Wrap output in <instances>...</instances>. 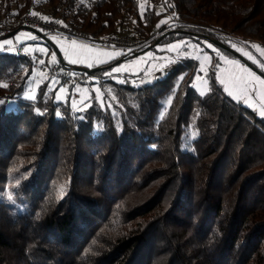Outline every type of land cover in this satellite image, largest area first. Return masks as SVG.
Here are the masks:
<instances>
[{
    "label": "trees",
    "instance_id": "trees-1",
    "mask_svg": "<svg viewBox=\"0 0 264 264\" xmlns=\"http://www.w3.org/2000/svg\"><path fill=\"white\" fill-rule=\"evenodd\" d=\"M147 1L161 8L0 0V40L36 13L89 42L136 41L115 65L88 70L79 86L96 83L102 100L91 92L78 106L79 86L58 98V78L23 96L33 53L48 65L52 49L0 47L10 49L0 50V264H264V118L224 91L214 58L199 93L198 61L159 48L208 38L224 51L234 40L264 49V0ZM147 49L156 64L113 72Z\"/></svg>",
    "mask_w": 264,
    "mask_h": 264
},
{
    "label": "rangeland",
    "instance_id": "rangeland-1",
    "mask_svg": "<svg viewBox=\"0 0 264 264\" xmlns=\"http://www.w3.org/2000/svg\"><path fill=\"white\" fill-rule=\"evenodd\" d=\"M139 4L141 10H143L147 5L150 7L155 6L157 10L161 8V6L150 3L147 0H139ZM30 34L31 33L29 32V29L21 28L14 34V36L3 38L2 43L5 44L4 42L7 41V45H9L12 42H18L20 40L27 41ZM41 34L45 35L43 33ZM229 43L231 45L230 47L222 45L224 48H228L229 51H224L217 47L213 42L209 41L208 38H204L198 43L191 40H183L182 42L179 41L177 44L171 43L168 46H160L159 48L167 49L175 56H189L195 58L198 61V69L193 79L192 85L199 93H204L207 90V78L205 74L207 68L212 63V58H214V60H216L215 77L219 83L220 79L227 80L233 75L242 76L244 79L251 82L248 87L247 95L233 90L234 94L230 96L231 99L250 107L258 114L260 112H264V84L260 83V81H264L263 47L254 42L242 43L234 40L233 43ZM209 45H211V47H209ZM44 47L45 48L42 49L39 47L35 48L43 53H47L48 51H51V49L54 50L53 47ZM245 52L249 53L252 56V59H249L248 56L244 54ZM155 56L156 55L153 54L152 50L147 49L144 54L131 57L129 60L121 61L120 65H117L116 68H119L120 70H127L129 72H138L139 70L144 69L147 60H149L147 64L154 65L155 62L153 61L154 59L152 60V58ZM167 57L169 58L170 56ZM242 68L247 69V72H241L240 70ZM249 73L251 75H249ZM45 79L49 80L50 86H55L57 83V78L50 74L49 71L44 69L34 70L31 75V81L27 89L24 91L23 96L33 98L36 94L38 84ZM222 87L224 89V85H222ZM78 88L79 92L77 89L74 90L75 92L77 91L76 93L79 95L76 99L72 100L74 105L78 106L83 100L89 98L91 92L95 93L98 100H102V90L96 83L79 86ZM59 92L60 93H57L58 98H65L66 93L63 91ZM237 96H243V99L238 100ZM245 101H247V104ZM193 136L194 131L189 129L186 134V139L190 140Z\"/></svg>",
    "mask_w": 264,
    "mask_h": 264
},
{
    "label": "built area",
    "instance_id": "built-area-1",
    "mask_svg": "<svg viewBox=\"0 0 264 264\" xmlns=\"http://www.w3.org/2000/svg\"><path fill=\"white\" fill-rule=\"evenodd\" d=\"M169 20L172 19L170 18ZM19 28L35 29L45 35L49 33H58L66 37L72 36L71 38L87 40V36L84 34H76L72 29L63 24H60L49 18L45 19L44 17L38 15H32V13H29L22 18ZM6 33L7 29L0 23V38L4 37ZM99 44H101L102 46H118L126 48V50L128 51L127 54L129 55L134 53L131 48L136 44V41L110 35L103 37ZM44 60L45 56L43 54L37 52L33 53L35 70L44 69L49 71L50 74L61 81V86L64 87V89L68 87L75 88L81 84L86 83L90 79L88 70L85 68L65 66L62 60L57 59L47 65L44 63ZM71 97L73 99H76L78 97V94L75 91H72Z\"/></svg>",
    "mask_w": 264,
    "mask_h": 264
},
{
    "label": "crops",
    "instance_id": "crops-1",
    "mask_svg": "<svg viewBox=\"0 0 264 264\" xmlns=\"http://www.w3.org/2000/svg\"><path fill=\"white\" fill-rule=\"evenodd\" d=\"M29 32L31 34L28 36L27 41H30V43L27 44L26 46L29 50L37 49L35 47H39L40 49H42L45 48L44 46L48 48L47 44H49L54 48V50H52L53 52L51 53L52 60H56V59L62 60L65 64L69 66L82 67L87 70H91L94 66L98 64L107 63L114 58H118L112 64L115 65L116 62L125 58L123 52L127 51L118 46H102L99 43L89 42L87 40L79 39V38L66 37L58 33H49L48 35H46L47 40L45 41L47 42V44H44L43 42H41V40L44 41V37L37 34V32H35L34 30L29 29ZM72 40H76L77 44H87L88 47L92 49L91 53L87 54V58L83 56H75V55L71 56V59H76L78 61L75 64L71 63L69 57H66L64 55L65 51H69V52L71 51ZM2 45H3L2 40H0V47ZM81 60L83 62H80ZM59 91L65 92L64 87L60 85V87H58L57 89V93H60Z\"/></svg>",
    "mask_w": 264,
    "mask_h": 264
},
{
    "label": "snow or ice",
    "instance_id": "snow-or-ice-1",
    "mask_svg": "<svg viewBox=\"0 0 264 264\" xmlns=\"http://www.w3.org/2000/svg\"><path fill=\"white\" fill-rule=\"evenodd\" d=\"M32 15H38V14L32 13ZM45 19H47V18H45ZM161 23H163V21ZM157 27L159 28V25H157ZM4 43L6 45L8 42L5 41ZM209 47H211V45H209ZM253 47H256V46H253ZM0 50L10 51V49H0ZM91 51H92V49L89 48L87 44H77L76 40H72L71 41V51L70 52L65 51L64 55L66 57H69L71 63L75 64L78 61L76 59H71V56L75 55V56H83V57L87 58V54L91 53ZM244 54L247 55L249 59H252V56L249 53L245 52ZM80 62H83V61L81 60ZM162 70L163 69H161V71ZM119 71H120L119 68L113 69V72H119ZM240 71L241 72H247V69L242 68ZM249 75H251V74L249 73ZM256 79H258V78H256ZM250 83H251L250 81L244 79L242 76H236V75L231 76L227 80L226 79H220V84L224 85V91L229 96H232L234 94L233 90H235L236 92H239V93H243L244 95H247L248 94V87H249ZM260 83L264 84V81H260ZM237 99L238 100L243 99V96H237ZM4 102L5 101L0 100V104H3ZM245 103L247 104V101H245ZM106 107L110 108L111 106L106 105ZM37 114L43 115L44 113L40 112V110L37 109ZM56 115L59 117L62 115V113L60 111H57ZM259 115L264 117V112H260Z\"/></svg>",
    "mask_w": 264,
    "mask_h": 264
},
{
    "label": "water",
    "instance_id": "water-1",
    "mask_svg": "<svg viewBox=\"0 0 264 264\" xmlns=\"http://www.w3.org/2000/svg\"><path fill=\"white\" fill-rule=\"evenodd\" d=\"M35 32H37V31H35ZM13 33H15V32H12L11 34H13ZM11 34H10V35H11ZM40 36H42V37H43V35H42V34H40ZM144 81H145V82H147V81H148V77L144 78Z\"/></svg>",
    "mask_w": 264,
    "mask_h": 264
}]
</instances>
